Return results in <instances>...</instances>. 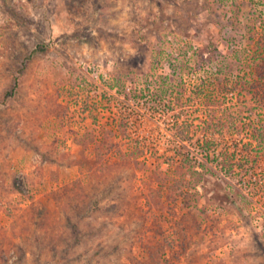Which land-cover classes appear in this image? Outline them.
Returning <instances> with one entry per match:
<instances>
[{
	"label": "rangeland",
	"instance_id": "1",
	"mask_svg": "<svg viewBox=\"0 0 264 264\" xmlns=\"http://www.w3.org/2000/svg\"><path fill=\"white\" fill-rule=\"evenodd\" d=\"M1 8L0 264H264V150L165 159L186 124L264 123V0Z\"/></svg>",
	"mask_w": 264,
	"mask_h": 264
},
{
	"label": "trees",
	"instance_id": "2",
	"mask_svg": "<svg viewBox=\"0 0 264 264\" xmlns=\"http://www.w3.org/2000/svg\"><path fill=\"white\" fill-rule=\"evenodd\" d=\"M203 124L201 134L196 138H192L191 124L178 128L177 131L182 133V138L174 139L170 143L171 152L165 157L168 163L177 167H186L188 170L193 169V171H197L196 167L212 171L211 167L207 165V163H211L222 170L226 177L233 175L235 169L248 172L250 168H253L252 165L257 163L255 159L258 157L257 154L264 150L262 141L264 140V123L257 128L256 133L255 130L251 132L250 137L246 140L245 138L234 140L227 137V132L232 135L238 129L226 118L218 117L216 122L205 121ZM252 138H259L257 146L253 143ZM137 144L140 149L144 150L143 145L145 144H142V141ZM227 196L229 197L228 194Z\"/></svg>",
	"mask_w": 264,
	"mask_h": 264
},
{
	"label": "built area",
	"instance_id": "3",
	"mask_svg": "<svg viewBox=\"0 0 264 264\" xmlns=\"http://www.w3.org/2000/svg\"><path fill=\"white\" fill-rule=\"evenodd\" d=\"M2 15L1 0H0V17Z\"/></svg>",
	"mask_w": 264,
	"mask_h": 264
}]
</instances>
